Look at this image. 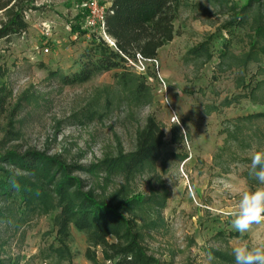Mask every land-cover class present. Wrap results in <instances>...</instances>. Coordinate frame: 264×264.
Instances as JSON below:
<instances>
[{"label": "rangeland", "instance_id": "374dc122", "mask_svg": "<svg viewBox=\"0 0 264 264\" xmlns=\"http://www.w3.org/2000/svg\"><path fill=\"white\" fill-rule=\"evenodd\" d=\"M252 1L183 0L178 36L160 50L152 80L145 79L152 102L136 104L117 86L120 71L84 85L62 83L63 75L78 71L95 35L85 28L83 0H34L26 14L28 32L0 40V155L41 153L70 166L96 165L119 151L135 152L138 131L153 117L165 134L155 171L129 180L83 172L73 177L103 198L119 191L128 199L168 192L165 208L141 221L147 252L161 264H230L215 252L232 255L239 242L264 243V224L240 236L225 214L255 187L242 178L247 169L242 160L264 150V123L245 131V144L227 150L221 167L214 165L224 147L225 123L264 112L249 94L263 80L258 65L220 64L226 45L233 55L249 53L254 13L241 25L237 17ZM199 48L206 53L198 55ZM257 97L264 100V89ZM55 216L32 214L20 229L0 223V259L8 264H92L85 257V235L71 228L72 237L65 240ZM98 264H110L100 252Z\"/></svg>", "mask_w": 264, "mask_h": 264}, {"label": "trees", "instance_id": "16d2710c", "mask_svg": "<svg viewBox=\"0 0 264 264\" xmlns=\"http://www.w3.org/2000/svg\"><path fill=\"white\" fill-rule=\"evenodd\" d=\"M183 0H112L106 11L107 35L115 42L109 47L105 42L92 38L80 59L81 64L72 75H63L65 86L84 85L105 73L120 71L116 75L117 86L127 98L136 104H150L152 95L144 76L134 75L127 65L128 59L140 55L144 59H157L159 52L178 36V21ZM258 4L253 10L252 3ZM34 0H0V40L21 37L29 30L26 14L33 9ZM253 11V12H252ZM253 15L254 37L249 53L233 55L229 47H223L221 65L231 61L237 67L257 64V74L263 80L251 89L250 96L256 106L262 107L257 92L264 89V0H253L238 14L239 25ZM195 52L202 56L205 50ZM58 75V73H54ZM0 96V105L3 102ZM230 106L232 103H225ZM264 123V112L238 117L225 123L222 134L224 147L217 151L214 165L221 167L222 155L244 143L245 131ZM165 134L159 123L149 118L144 129L137 133V146L133 153L119 151L115 157L106 158L91 166L66 165L57 158L41 153L0 155V223L12 224L15 229L29 221L32 214L56 213L58 234L70 240L71 228L84 234L88 248L87 261L98 264V253L110 264H161L150 256L145 247L144 216L157 214L165 208L169 193H154L128 199L121 191L110 197H100L93 190H85V182L73 177L83 172L106 179L123 177L126 180L146 171H155L160 159ZM251 151V145H245ZM246 156L242 163L248 166ZM227 169V170H226ZM224 169L228 172L229 168ZM249 186L257 182L243 173ZM2 247V245H1ZM222 261L234 264L233 255L215 252ZM0 264H8L0 259Z\"/></svg>", "mask_w": 264, "mask_h": 264}, {"label": "clouds", "instance_id": "9594fccd", "mask_svg": "<svg viewBox=\"0 0 264 264\" xmlns=\"http://www.w3.org/2000/svg\"><path fill=\"white\" fill-rule=\"evenodd\" d=\"M247 174L257 182L256 186L244 191L238 206L225 213L240 236L250 233L254 226L264 224V150L252 151ZM232 255L234 264H264V243L252 246L239 242L232 248Z\"/></svg>", "mask_w": 264, "mask_h": 264}, {"label": "built area", "instance_id": "2783aa9c", "mask_svg": "<svg viewBox=\"0 0 264 264\" xmlns=\"http://www.w3.org/2000/svg\"><path fill=\"white\" fill-rule=\"evenodd\" d=\"M83 5L86 9V18L84 22L85 28L94 34L97 39L105 42L109 47L114 48L115 42L107 35L105 28L107 6L102 5L98 0H83ZM43 53L49 54V49L45 48ZM127 65L130 70L135 72L138 76H144L150 80H152L150 71H157L159 67L157 59L148 60L140 55H137L134 59H128ZM156 76H158V74ZM157 80H159V76L157 77ZM159 81L164 84L162 79ZM44 264L48 263L45 262Z\"/></svg>", "mask_w": 264, "mask_h": 264}, {"label": "crops", "instance_id": "0c3cea01", "mask_svg": "<svg viewBox=\"0 0 264 264\" xmlns=\"http://www.w3.org/2000/svg\"><path fill=\"white\" fill-rule=\"evenodd\" d=\"M101 1H104V5H106L107 8H109L111 6V1L112 0H101Z\"/></svg>", "mask_w": 264, "mask_h": 264}]
</instances>
